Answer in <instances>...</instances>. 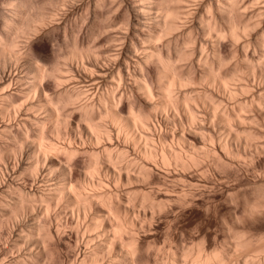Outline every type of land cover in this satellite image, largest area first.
I'll return each instance as SVG.
<instances>
[{
	"label": "bare ground",
	"instance_id": "obj_1",
	"mask_svg": "<svg viewBox=\"0 0 264 264\" xmlns=\"http://www.w3.org/2000/svg\"><path fill=\"white\" fill-rule=\"evenodd\" d=\"M0 264H264V0H0Z\"/></svg>",
	"mask_w": 264,
	"mask_h": 264
},
{
	"label": "snow or ice",
	"instance_id": "obj_2",
	"mask_svg": "<svg viewBox=\"0 0 264 264\" xmlns=\"http://www.w3.org/2000/svg\"><path fill=\"white\" fill-rule=\"evenodd\" d=\"M34 58L37 59V60H39V59L42 58V54H41L39 51H37V52L34 54Z\"/></svg>",
	"mask_w": 264,
	"mask_h": 264
},
{
	"label": "rangeland",
	"instance_id": "obj_3",
	"mask_svg": "<svg viewBox=\"0 0 264 264\" xmlns=\"http://www.w3.org/2000/svg\"><path fill=\"white\" fill-rule=\"evenodd\" d=\"M192 7H193V5H192ZM182 220H183V221H182ZM180 221H181V224H182V222H183V223L185 222V219L182 218ZM184 224H185V223H184Z\"/></svg>",
	"mask_w": 264,
	"mask_h": 264
}]
</instances>
